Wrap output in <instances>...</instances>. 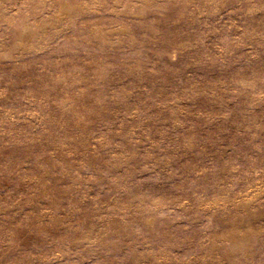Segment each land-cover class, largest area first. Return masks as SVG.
Returning a JSON list of instances; mask_svg holds the SVG:
<instances>
[{"label":"rangeland","instance_id":"rangeland-1","mask_svg":"<svg viewBox=\"0 0 264 264\" xmlns=\"http://www.w3.org/2000/svg\"><path fill=\"white\" fill-rule=\"evenodd\" d=\"M0 264H264V0H0Z\"/></svg>","mask_w":264,"mask_h":264}]
</instances>
